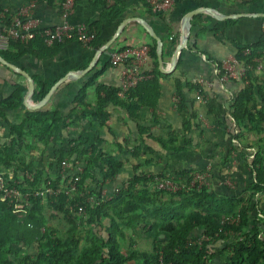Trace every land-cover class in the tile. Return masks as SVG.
I'll return each instance as SVG.
<instances>
[{"label": "trees", "instance_id": "trees-1", "mask_svg": "<svg viewBox=\"0 0 264 264\" xmlns=\"http://www.w3.org/2000/svg\"><path fill=\"white\" fill-rule=\"evenodd\" d=\"M90 1L104 6L101 19L120 18L128 7L136 8L139 4L151 15H156L147 0H135V4H129L128 0ZM222 1L240 7L264 6V0ZM199 17L197 15L195 19ZM236 21L229 19L226 22L232 25ZM12 22L4 23L0 19V25L7 28L12 27ZM101 24L100 20L89 24L95 35L91 47L101 35ZM146 33L151 39L149 59L154 66L149 78L138 82L121 96L120 87L101 84L105 71L112 66L107 62L93 69L77 97L78 105L94 108L90 115L103 127L111 116L107 110L109 103L124 108L134 120L141 119L143 108L155 110L159 104L163 95L162 82L169 74L160 70L157 41ZM72 41L75 39H65L49 46L36 32L29 40L10 38L8 49L0 54L9 61H16L27 53L47 58L56 55ZM171 41L176 45L179 35ZM247 48L250 52H246ZM235 55L250 67L242 79H235L242 88L233 97L231 111L236 123L232 150L246 149V141L255 148V153L250 152L251 157H246L255 173L247 191L240 196L218 193L208 184L178 191L160 189L152 182L153 178L171 175L145 170L144 167L152 162L150 155L154 150L146 143L145 135L150 128L143 122L139 124L140 142L129 150L134 157L141 159L137 172L111 199L102 200L104 184L117 176L123 163L103 148L87 147L82 139L65 138L62 133L65 117L58 108L27 109L19 124L11 123L12 138L0 142V173L5 174L10 187L17 188L22 194L18 199L3 198L0 194V264H264V145L248 137V132L264 130V80L258 72L259 61L262 63L264 59V37L258 42L239 46ZM213 61L220 79L224 74L223 60ZM174 83L183 128L169 133V140L164 144L168 150L184 151L193 141L192 131L203 132V121L194 109V103L188 102L181 77H175ZM187 85L202 96L206 94L205 85L191 81ZM37 87L32 98L39 102L51 85L38 82ZM89 87H95L97 102L84 104ZM26 92L27 84L16 83L14 92L1 102L0 115L23 106ZM258 95L262 96V105L257 100ZM154 120L159 121L155 113ZM28 140L44 147L59 148L50 161L49 171H34L32 163H26L24 147L34 148L27 143ZM176 142L180 143L175 145ZM146 155L149 157L144 158ZM63 161L70 164L66 170L62 169ZM199 171L206 170H180L172 177L190 181ZM78 175L80 179L76 188L67 192ZM49 186L57 192L35 195L36 191ZM45 205L53 211L50 217L45 214ZM79 206L85 208L84 213H79ZM58 214L68 221L65 232L51 224L52 217ZM231 218H239V221L232 223L228 220ZM135 237L150 240L151 249L125 252V240L135 241Z\"/></svg>", "mask_w": 264, "mask_h": 264}, {"label": "crops", "instance_id": "crops-1", "mask_svg": "<svg viewBox=\"0 0 264 264\" xmlns=\"http://www.w3.org/2000/svg\"><path fill=\"white\" fill-rule=\"evenodd\" d=\"M108 2L112 3L114 0H108ZM128 3L135 4L136 1L128 0ZM203 7H212L227 14L239 13L240 11L254 15L235 18L236 23L229 25L226 22L229 19L218 20L206 12L196 14L192 20V33L188 44L179 54L174 71L165 73L169 76L162 82L163 95L155 110L143 108L140 113L141 119L134 120L124 108L109 103L107 110L110 111L111 116L106 126L103 127L92 114L90 115L94 108L77 104V97L81 95L82 88L87 84L93 69L110 62L111 54L114 51L122 47L140 49L148 46L151 41L146 33L148 31L135 18H142L149 22L162 37L164 41V67L167 68L177 45L180 43L183 18L188 12ZM103 8V5H96L90 0H81L75 3L72 14L65 18V9L60 2L0 0V19H3L4 23L8 20L13 21L17 16H25L26 19L37 18L42 27H53L65 20L74 25L84 22L90 24L98 20L102 23L101 35L98 36L94 47L72 41L62 47L54 56L39 58L35 54L27 53L16 61L8 60L32 76L35 81L34 92L38 89V82L49 84L52 87L67 74L76 75L75 78L61 83L50 101L37 109L30 108L26 104L25 97L29 89L28 79L23 74L0 62V104L14 92L16 83L27 84L24 105L8 110L4 116L0 115V142L12 138L11 123L19 124L27 109L58 108L65 117L62 129L65 138L82 139L87 147L96 145L98 148H103V150L112 152L123 163L117 176L104 184L102 200H109L138 170L141 159L134 157L129 150H133L140 142L139 124L145 122L150 128L148 134L145 135V140L154 150V153L150 155L153 158L152 162L144 167L145 170L154 173L164 172L171 176L180 170H206L209 175L208 185L214 191L230 193L235 196L242 195L247 191L255 176L249 161L246 160V157H251L250 152L254 153L252 148H255L251 142L246 141L248 146L246 149L242 147L238 151L232 150L236 129V123L231 115L232 102L233 97L242 88V84L234 79L228 82L220 81L213 60H224L235 54L239 46L263 39L264 17L255 16V14L264 12V6L254 4L249 7H240L238 4L231 5L222 0H175L174 6L161 14L151 15L146 7L139 4L136 8L128 7L120 18L103 17L101 19ZM197 15L200 17L195 19ZM118 29L120 34L112 42ZM178 35L179 41L173 45L171 40ZM109 41L112 44L106 51L99 54L94 68L89 73L83 74L81 71L91 65L99 49ZM144 63L143 69L145 71L154 69L149 58ZM262 64L263 68L258 72L264 80V59ZM121 73L122 66L109 65L101 79V84L120 87ZM175 77H181L183 80L187 100L194 103V109L203 121V132L199 134L198 130H193L191 133L193 141L184 151L168 150L164 144L165 140H169V133L172 131L179 132L183 128V117L177 110ZM197 77H204L212 82L211 86L205 85L206 94L202 97L196 90H190L187 85V82L193 83ZM33 94L29 98V103L35 105L40 101L36 102L32 98ZM96 98L95 87H89L84 98V104L96 103ZM257 100L259 104H263L262 96L258 95ZM192 102H190V106ZM154 113L159 121L154 120ZM248 137L264 145V130L248 132ZM27 143L30 144L31 141L28 140ZM179 143L176 142L175 145ZM31 145L34 147L33 149L24 147L26 163L31 162L34 171L39 169L49 171L50 161L59 148L44 147L41 143L35 142ZM148 157L146 155L144 158ZM45 206V214L50 217L53 211L49 209V205ZM262 207L264 208V203ZM60 215L52 217L51 224L56 225V219L60 221Z\"/></svg>", "mask_w": 264, "mask_h": 264}, {"label": "built area", "instance_id": "built-area-1", "mask_svg": "<svg viewBox=\"0 0 264 264\" xmlns=\"http://www.w3.org/2000/svg\"><path fill=\"white\" fill-rule=\"evenodd\" d=\"M151 6V10L156 13H164L170 10L174 4L175 0H147ZM76 0H65L63 7L65 9L64 17L67 18L74 11V5ZM27 14V13H26ZM40 33L45 42L50 46L55 42H62L65 39H75V41L85 45L91 46V43L95 39L94 33L90 30L89 24L84 22L77 25L71 24L68 21H64L53 27H42L40 20L37 18L26 19L25 16H17L13 22L12 27L7 28L6 26H0V51L7 50L9 47V39H32L35 33ZM149 46H144L140 49L124 48L122 50H116L111 54L110 62L113 66H122L121 81H120V92L121 96L132 87H135L138 82L150 77V71H145L143 69L144 62L149 58ZM246 52H250L247 48ZM259 61V59H255ZM222 68L224 69V74L220 78L222 82H228L232 79H242L248 69L249 65L245 64L236 57L235 54L229 56L223 60ZM263 64L259 61L258 69H262ZM216 73L218 74V68H216ZM193 83L202 84L206 86H211L212 82L205 79L204 77H197L193 80ZM202 97V95H200ZM255 153V149L252 148ZM70 167L68 161L62 162V169L66 170ZM82 170V169H81ZM174 177V176H173ZM172 176L161 178L155 176L152 180L153 183H157L158 187L162 190L167 191H178L181 189L188 188H201L203 185L208 184V171L195 172L190 181L186 180H176ZM79 175L76 176L75 180L70 184V188L67 190H73L76 188V184L79 181ZM50 184V182H49ZM53 187H46L44 190L36 191L35 195L45 196L46 194L56 193ZM0 194L3 198L9 197L13 199H18L22 196L21 192L15 188L8 185V181L4 173H0ZM28 195L27 197H29ZM85 208L79 206V213H84ZM232 223L239 221V218L228 219Z\"/></svg>", "mask_w": 264, "mask_h": 264}, {"label": "water", "instance_id": "water-1", "mask_svg": "<svg viewBox=\"0 0 264 264\" xmlns=\"http://www.w3.org/2000/svg\"><path fill=\"white\" fill-rule=\"evenodd\" d=\"M200 12H206L218 20L235 19V18H239V17H246V16L254 15V14L242 13V12L227 14V13H223V12H221L215 8H212V7H203V8H199V9L192 10V11L188 12L185 15V17L183 18V22H182L183 28H182V32H181L180 43L177 45V47H176V49L172 55L171 63L169 65V67H167V68L164 67V56H163V54H164V41H163L162 37L156 32V30L153 28V26L149 22H147L146 20H144L142 18H135V19L139 20L140 23L146 28V30L148 31L150 36L153 37L157 41L158 63H159V68L163 73H171L174 71L176 64H177V61H178V56L184 50V48H186L188 41H189V37L191 36L193 17ZM255 16L264 17V12H259V13L255 14ZM119 29L117 31V34L113 37L112 42L120 34ZM112 42H110V41L107 42V44L105 46H103V47H101V49H99V51H98L97 55L95 56L91 65L87 69L81 71L83 74L89 73L92 70V68H94V66L97 64V59H98L99 54L106 51V49L112 44ZM0 62L5 64L6 66L11 68L12 70L23 74L28 79L29 89H28V92L26 94L25 100H26V104L30 108H34V109H37V108L43 106L44 104H46L48 101H50L52 95L54 94V92L56 91V89L58 88V86L61 83L67 81L68 79L75 78V76H76L73 73L67 74L65 77H63L61 80L56 82L50 88L48 93L44 96V98L39 103L33 105V104L29 103V98L35 90V81L32 78V76L29 73H27L26 71L22 70L17 65H15L14 63L6 60L1 54H0Z\"/></svg>", "mask_w": 264, "mask_h": 264}, {"label": "rangeland", "instance_id": "rangeland-1", "mask_svg": "<svg viewBox=\"0 0 264 264\" xmlns=\"http://www.w3.org/2000/svg\"><path fill=\"white\" fill-rule=\"evenodd\" d=\"M60 221L59 219H56L55 222V226H58L59 228H61L62 232L66 231V228L68 227V221L64 220L65 218L62 216V214L60 215ZM124 251L125 252H131L134 250H150L151 249V242L148 239L145 238H139V237H135V241H132L131 239H126L124 242Z\"/></svg>", "mask_w": 264, "mask_h": 264}]
</instances>
